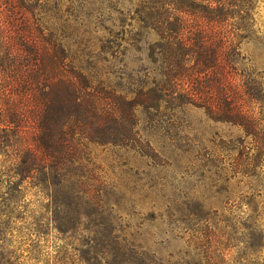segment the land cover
<instances>
[{
  "label": "trees",
  "instance_id": "trees-1",
  "mask_svg": "<svg viewBox=\"0 0 264 264\" xmlns=\"http://www.w3.org/2000/svg\"><path fill=\"white\" fill-rule=\"evenodd\" d=\"M85 1L0 0V264L25 220L56 233L54 264H155L116 234L92 184L93 147L138 140L154 152L153 120L183 105L263 135L247 108L263 83L241 53L251 0ZM213 215L198 231L216 228Z\"/></svg>",
  "mask_w": 264,
  "mask_h": 264
},
{
  "label": "rangeland",
  "instance_id": "rangeland-1",
  "mask_svg": "<svg viewBox=\"0 0 264 264\" xmlns=\"http://www.w3.org/2000/svg\"><path fill=\"white\" fill-rule=\"evenodd\" d=\"M251 1V33L241 53L246 70L258 74L264 87V0ZM248 93L262 99L247 108L264 127V91ZM161 112L149 136L154 152L138 140L127 149H92V184L116 234L138 239L154 253L155 264H264V131L246 134L191 105ZM208 211L216 228L198 231ZM11 227L5 236L13 253L8 264H54L59 241L52 229L36 231L31 220ZM257 237L258 252L252 246ZM74 260L65 264H80Z\"/></svg>",
  "mask_w": 264,
  "mask_h": 264
}]
</instances>
